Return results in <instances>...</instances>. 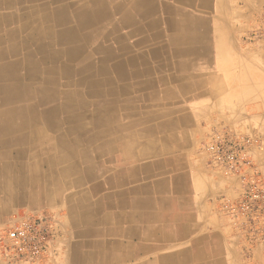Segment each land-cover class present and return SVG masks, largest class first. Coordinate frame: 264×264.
I'll return each instance as SVG.
<instances>
[{
  "label": "crops",
  "instance_id": "crops-1",
  "mask_svg": "<svg viewBox=\"0 0 264 264\" xmlns=\"http://www.w3.org/2000/svg\"><path fill=\"white\" fill-rule=\"evenodd\" d=\"M263 16L264 0H0V113L29 108L0 125V233L45 216L34 264H264V225L235 221L240 181L203 149L224 127L253 136L264 180V40L245 38Z\"/></svg>",
  "mask_w": 264,
  "mask_h": 264
},
{
  "label": "built area",
  "instance_id": "built-area-1",
  "mask_svg": "<svg viewBox=\"0 0 264 264\" xmlns=\"http://www.w3.org/2000/svg\"><path fill=\"white\" fill-rule=\"evenodd\" d=\"M258 34L264 37V16ZM257 144L253 136L224 127L203 146L213 166L240 181L238 199L225 206L236 222L251 230L264 225V180L252 154ZM55 235L45 216L30 215L0 233V248L11 262L34 264L48 252Z\"/></svg>",
  "mask_w": 264,
  "mask_h": 264
},
{
  "label": "bare ground",
  "instance_id": "bare-ground-1",
  "mask_svg": "<svg viewBox=\"0 0 264 264\" xmlns=\"http://www.w3.org/2000/svg\"><path fill=\"white\" fill-rule=\"evenodd\" d=\"M55 13V12H54ZM41 14V13H40ZM42 15V14H41ZM2 50V49H1ZM50 55V54H49ZM3 55L2 54H0V60H2L3 59ZM24 62H28V63H35V59L33 58V56L30 54L29 55V59H26V60H24ZM6 65H8V64H6ZM75 95V94H74ZM72 103H74L73 102V100L71 101ZM41 103V102H40ZM72 103H71V105H72ZM0 105H9V104H7V103H5L3 100L2 101H0ZM19 107V106H18ZM18 107H14V106H11V107H8V108H6V109H4L1 113H0V125H3V126H5V127H3L2 128V131L4 130V129H7V130H9V129H11V128H14L16 125L18 126L19 124H20V121H14V118L15 117H17L19 114L21 115V114H28V112H29V108H27V109H18ZM54 109H52V108H48L47 110H46V114L47 115H49L52 111H53ZM24 111V112H23ZM2 117H3V119H2Z\"/></svg>",
  "mask_w": 264,
  "mask_h": 264
},
{
  "label": "rangeland",
  "instance_id": "rangeland-1",
  "mask_svg": "<svg viewBox=\"0 0 264 264\" xmlns=\"http://www.w3.org/2000/svg\"><path fill=\"white\" fill-rule=\"evenodd\" d=\"M261 22H262V19H261ZM260 25H261V23H260ZM260 25L257 28H255L254 30H252V32H250L248 34V36L245 38L252 40V41L255 40L256 38H262L264 40V37L262 35L258 34V29H259Z\"/></svg>",
  "mask_w": 264,
  "mask_h": 264
}]
</instances>
